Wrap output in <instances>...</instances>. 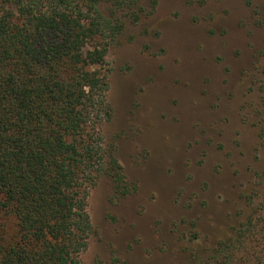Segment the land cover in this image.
Wrapping results in <instances>:
<instances>
[{
  "label": "rangeland",
  "instance_id": "obj_1",
  "mask_svg": "<svg viewBox=\"0 0 264 264\" xmlns=\"http://www.w3.org/2000/svg\"><path fill=\"white\" fill-rule=\"evenodd\" d=\"M263 3L141 0V12L99 7L111 27L123 25L109 37L100 69L110 116L99 127L128 189L116 194L102 175L90 190L92 229L81 264L114 258L192 264L194 250L225 238L259 206Z\"/></svg>",
  "mask_w": 264,
  "mask_h": 264
},
{
  "label": "trees",
  "instance_id": "obj_2",
  "mask_svg": "<svg viewBox=\"0 0 264 264\" xmlns=\"http://www.w3.org/2000/svg\"><path fill=\"white\" fill-rule=\"evenodd\" d=\"M140 1L0 0V264H81L90 190L105 175L116 194L126 193L99 127L110 116L100 69L123 25L111 27L99 7L141 12ZM191 258L264 264V192L243 222Z\"/></svg>",
  "mask_w": 264,
  "mask_h": 264
}]
</instances>
